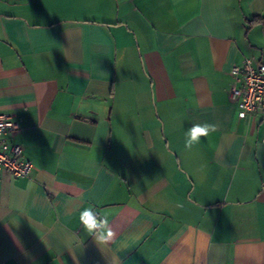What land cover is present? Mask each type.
<instances>
[{"label": "crops", "instance_id": "crops-1", "mask_svg": "<svg viewBox=\"0 0 264 264\" xmlns=\"http://www.w3.org/2000/svg\"><path fill=\"white\" fill-rule=\"evenodd\" d=\"M245 58L264 62V0H0V112L34 163L0 171V264H264V116L230 90Z\"/></svg>", "mask_w": 264, "mask_h": 264}, {"label": "built area", "instance_id": "built-area-1", "mask_svg": "<svg viewBox=\"0 0 264 264\" xmlns=\"http://www.w3.org/2000/svg\"><path fill=\"white\" fill-rule=\"evenodd\" d=\"M233 83L231 97L238 105V115L250 117L264 116V62L255 65L248 58L231 68ZM18 125L0 112V171L8 170L15 177H26L34 169V163L23 155L22 146L11 141Z\"/></svg>", "mask_w": 264, "mask_h": 264}, {"label": "clouds", "instance_id": "clouds-1", "mask_svg": "<svg viewBox=\"0 0 264 264\" xmlns=\"http://www.w3.org/2000/svg\"><path fill=\"white\" fill-rule=\"evenodd\" d=\"M215 131V126L207 123L194 124L185 133V147L191 149V147L200 142V137L209 136L210 132ZM80 223L83 229L89 234L96 236L100 240H105L113 235L112 231L108 228L107 218H101L91 208H86L80 213Z\"/></svg>", "mask_w": 264, "mask_h": 264}, {"label": "trees", "instance_id": "trees-1", "mask_svg": "<svg viewBox=\"0 0 264 264\" xmlns=\"http://www.w3.org/2000/svg\"><path fill=\"white\" fill-rule=\"evenodd\" d=\"M251 20H254V19H251Z\"/></svg>", "mask_w": 264, "mask_h": 264}]
</instances>
